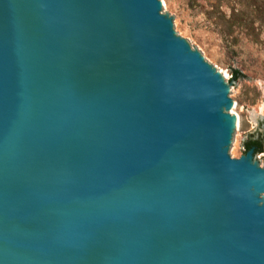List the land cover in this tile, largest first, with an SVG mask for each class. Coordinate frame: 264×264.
I'll return each mask as SVG.
<instances>
[{"label": "water", "instance_id": "water-1", "mask_svg": "<svg viewBox=\"0 0 264 264\" xmlns=\"http://www.w3.org/2000/svg\"><path fill=\"white\" fill-rule=\"evenodd\" d=\"M158 0H0V264H264V165Z\"/></svg>", "mask_w": 264, "mask_h": 264}, {"label": "rangeland", "instance_id": "rangeland-1", "mask_svg": "<svg viewBox=\"0 0 264 264\" xmlns=\"http://www.w3.org/2000/svg\"><path fill=\"white\" fill-rule=\"evenodd\" d=\"M190 49L224 78L237 119L235 156L262 131L264 119V0H158ZM264 154L253 157L264 165Z\"/></svg>", "mask_w": 264, "mask_h": 264}, {"label": "trees", "instance_id": "trees-1", "mask_svg": "<svg viewBox=\"0 0 264 264\" xmlns=\"http://www.w3.org/2000/svg\"><path fill=\"white\" fill-rule=\"evenodd\" d=\"M262 131L257 134L255 139L249 138L244 144V153L248 152L249 148L255 147L254 154H264V119H262L259 123ZM264 159V158H263Z\"/></svg>", "mask_w": 264, "mask_h": 264}, {"label": "bare ground", "instance_id": "bare-ground-1", "mask_svg": "<svg viewBox=\"0 0 264 264\" xmlns=\"http://www.w3.org/2000/svg\"><path fill=\"white\" fill-rule=\"evenodd\" d=\"M237 118L235 117V119H234V123L237 125V120H236Z\"/></svg>", "mask_w": 264, "mask_h": 264}, {"label": "flooded vegetation", "instance_id": "flooded-vegetation-1", "mask_svg": "<svg viewBox=\"0 0 264 264\" xmlns=\"http://www.w3.org/2000/svg\"><path fill=\"white\" fill-rule=\"evenodd\" d=\"M253 148H254V151H255V147H253ZM249 149H250V148H249ZM249 149H248V150H249Z\"/></svg>", "mask_w": 264, "mask_h": 264}]
</instances>
